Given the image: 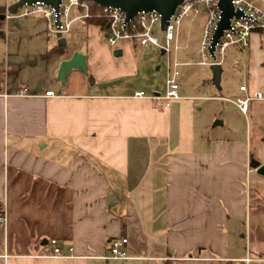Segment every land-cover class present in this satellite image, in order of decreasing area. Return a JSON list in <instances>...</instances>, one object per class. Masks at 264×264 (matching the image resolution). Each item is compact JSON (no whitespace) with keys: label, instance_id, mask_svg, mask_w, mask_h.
<instances>
[{"label":"crops","instance_id":"obj_1","mask_svg":"<svg viewBox=\"0 0 264 264\" xmlns=\"http://www.w3.org/2000/svg\"><path fill=\"white\" fill-rule=\"evenodd\" d=\"M85 29L82 48L55 38L59 65L79 51L94 84L137 75L130 57L114 65L99 28ZM59 65L27 96L0 90V264H264L242 232L249 165L264 163V101L246 115L231 103L242 86L264 92L261 34L225 64L235 82L224 96L194 83L166 108L132 99L140 90L97 95L77 71L60 82ZM51 240L63 257L50 256ZM121 240L132 259H107Z\"/></svg>","mask_w":264,"mask_h":264},{"label":"rangeland","instance_id":"obj_2","mask_svg":"<svg viewBox=\"0 0 264 264\" xmlns=\"http://www.w3.org/2000/svg\"><path fill=\"white\" fill-rule=\"evenodd\" d=\"M3 5L5 0H0V6ZM204 18L205 13L200 11L198 15H192L191 18L182 21L177 41L173 43L169 56L161 55V50L157 47H133L130 43L129 54L124 51L121 58H112V61L114 65H117L119 61L125 63L128 57L132 58L136 61L137 75L111 83L96 82L91 89L97 95L131 94L135 90H140L145 95L152 94L154 90L164 92L166 65L169 60L172 62L174 59L177 62L189 63L187 67L182 66L178 70L177 82L180 92L191 89L194 83H197L199 88H206L208 85L214 89L209 67L195 65L200 61L198 51ZM73 29L70 35H64V37L69 46L82 48L78 40H83L86 29L79 27L77 23L73 25ZM154 34L158 38V44L164 45V36L158 24L154 28ZM55 38V35L48 30L45 20L40 16L20 17L19 11L14 14L13 20L0 21V90L6 86L8 90L28 88L32 92L34 83L43 84L46 79L53 78L54 70L59 65L58 55L51 53L56 46ZM75 42L76 45H74ZM99 44H106L104 34L101 35ZM122 45L123 43L119 46L122 47ZM174 45H176V51H174ZM240 48L231 46L225 51L222 66L224 73L220 85L223 92L220 93L215 88L214 92L217 95L224 96L226 84L232 85L235 82L226 77L225 64L233 59L235 50ZM242 52L246 53V51ZM53 88L57 89L55 86ZM248 183L250 192L246 223L242 228L243 234H246L243 249L249 252L252 258H264V180L258 178L257 174H252Z\"/></svg>","mask_w":264,"mask_h":264},{"label":"built area","instance_id":"obj_3","mask_svg":"<svg viewBox=\"0 0 264 264\" xmlns=\"http://www.w3.org/2000/svg\"><path fill=\"white\" fill-rule=\"evenodd\" d=\"M19 0H5V7L17 3ZM218 0H186L175 9L173 15L161 27V17L156 12L138 13L132 19L128 20L125 12L117 8H102V15L108 21V27L103 32L105 43L111 50H116L121 43L132 44L140 47H157L163 50V55H170V50L175 44L179 35V27L183 20L191 18L192 15H198L200 11L205 13L202 35L199 44V59L197 65L201 67H210L211 65H220L223 62L225 51L231 46L248 48L252 34L264 32V0H231L234 13L239 12V18L232 17L228 29L224 30L214 45L213 38L217 30V25L221 19V13L217 7ZM94 3L91 0H62L58 6V23H56L55 10L35 3L31 6H22L15 13L20 11V17L40 16L45 20L47 28L55 36L61 37L72 31L73 25L77 23L81 28L88 27V19L91 18V6ZM14 13V14H15ZM14 14L5 13V21L13 20ZM159 25L160 31L164 36V45L158 44V38L154 34V28ZM174 45V51H176ZM184 66L175 59L170 60L166 65L165 89L164 92L145 95L142 91H136L131 98L136 100L149 99L156 101L161 107H168L171 102L180 99L179 68ZM243 97L231 101L233 105L243 115L247 114L249 104L254 101H264V92L256 90L254 87H240ZM18 96H27L28 89H21ZM46 97H53L52 92H46ZM5 223V218L0 217V224ZM126 240L115 243L110 249V255L107 259L129 260L132 259L123 249ZM53 247L52 258H61L60 249L56 246V241L51 240ZM72 250L70 249L69 252Z\"/></svg>","mask_w":264,"mask_h":264},{"label":"water","instance_id":"obj_4","mask_svg":"<svg viewBox=\"0 0 264 264\" xmlns=\"http://www.w3.org/2000/svg\"><path fill=\"white\" fill-rule=\"evenodd\" d=\"M62 0H19L17 3L9 6H0V21L5 18V13L14 14L18 8L22 6H31L35 3H42L43 5L50 7L55 10L56 23H58V6ZM94 4L99 7L117 8L125 12L128 20L132 19L138 13L156 12L161 17V27L169 20L173 15L175 9L182 2L186 0H91ZM217 7L221 13V19L217 25V30L213 38V47L211 54L214 51V45L218 38L222 35L223 31L228 29L229 22L232 17L239 18L240 13H234L231 5V0H218ZM56 38L61 39L62 37L57 34ZM63 40V39H62ZM264 40V36H263ZM63 48L66 45H62ZM164 52L161 50V55ZM122 52L120 50L113 51V56L118 58L121 57ZM212 75V83L216 89L220 88V79L222 68L220 65H211L209 67ZM71 71H77L80 73L82 78L87 81L89 85L94 84L93 76L90 74V67L87 64V59L84 54L79 51H74L70 58L63 60L58 68L57 78L60 82H65L67 76ZM249 167L255 171V173L264 178V163L260 164L257 161H251Z\"/></svg>","mask_w":264,"mask_h":264},{"label":"trees","instance_id":"obj_5","mask_svg":"<svg viewBox=\"0 0 264 264\" xmlns=\"http://www.w3.org/2000/svg\"><path fill=\"white\" fill-rule=\"evenodd\" d=\"M88 26H94L101 30V32H104L108 27V21L106 17L102 15V8L97 6L96 4L91 6V18L88 19ZM262 36H264V32H258ZM64 50L62 47H56L54 48L51 53L52 55L62 53Z\"/></svg>","mask_w":264,"mask_h":264}]
</instances>
